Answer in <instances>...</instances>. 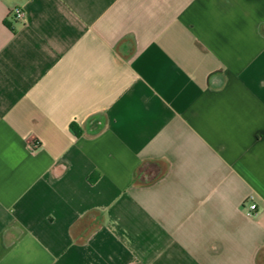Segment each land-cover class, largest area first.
<instances>
[{"label": "crops", "instance_id": "crops-1", "mask_svg": "<svg viewBox=\"0 0 264 264\" xmlns=\"http://www.w3.org/2000/svg\"><path fill=\"white\" fill-rule=\"evenodd\" d=\"M0 264H264V0H0Z\"/></svg>", "mask_w": 264, "mask_h": 264}, {"label": "built area", "instance_id": "built-area-1", "mask_svg": "<svg viewBox=\"0 0 264 264\" xmlns=\"http://www.w3.org/2000/svg\"><path fill=\"white\" fill-rule=\"evenodd\" d=\"M25 13L22 9H13L9 14V19L13 22H22L24 21ZM34 148V146H33ZM256 212L255 205H249L248 210L246 211L247 216H253Z\"/></svg>", "mask_w": 264, "mask_h": 264}, {"label": "trees", "instance_id": "trees-1", "mask_svg": "<svg viewBox=\"0 0 264 264\" xmlns=\"http://www.w3.org/2000/svg\"><path fill=\"white\" fill-rule=\"evenodd\" d=\"M70 128H71V130L75 131V130H74V125H71V127H70ZM75 134H77V135H78V132H76V131H75Z\"/></svg>", "mask_w": 264, "mask_h": 264}]
</instances>
